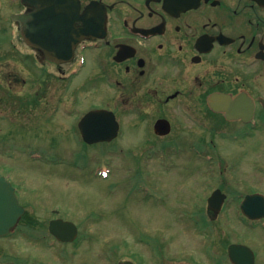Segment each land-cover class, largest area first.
I'll return each mask as SVG.
<instances>
[{"label": "flooded vegetation", "instance_id": "1", "mask_svg": "<svg viewBox=\"0 0 264 264\" xmlns=\"http://www.w3.org/2000/svg\"><path fill=\"white\" fill-rule=\"evenodd\" d=\"M28 1L18 0L19 8L10 4L14 12L6 16L0 8V18H7V26L16 31L21 52L39 60L36 86L24 80L16 96L29 130L31 123L41 124L47 132L75 131L82 138V116L70 123L74 107L82 95L97 94L101 97L96 103L79 104L83 114L94 108L113 109L118 136L132 132L149 143L161 140L150 149L190 154L198 160L196 168L205 155H212L205 148L217 147L216 142L230 141L232 149L246 156L251 142L260 140L257 148L264 150V0H38L54 6L49 16L70 21L73 57L65 63L28 43L21 24L11 19L14 13L34 11ZM0 26L4 28L1 22ZM50 64L53 70L45 67ZM75 65L81 66L79 73L90 70L85 80L62 81ZM51 79L57 85L53 91L45 87ZM110 90L117 92L115 109L109 106ZM50 91L55 110L44 109V95ZM68 102L72 105L65 107V119L61 112ZM160 119L164 122L157 125ZM243 180L232 178L229 184L223 175L217 187L240 206L247 194L258 192L245 191ZM234 215L247 218L240 210ZM260 224L264 229V218Z\"/></svg>", "mask_w": 264, "mask_h": 264}, {"label": "rangeland", "instance_id": "2", "mask_svg": "<svg viewBox=\"0 0 264 264\" xmlns=\"http://www.w3.org/2000/svg\"><path fill=\"white\" fill-rule=\"evenodd\" d=\"M1 5L5 6L0 7L4 16L14 12L11 7H20L18 0H0ZM0 19L4 25L0 28V174L9 175L20 188L19 202L34 224L50 223L51 208H58V215L80 228L77 240L51 247V239L29 240L19 231L1 236L2 264H119L125 259L135 264H214L205 249L212 247L224 254L227 245L237 241L254 250V264H264V229H249L238 222L234 215L237 203L226 202L215 219L213 234L191 222L194 213H207L206 196L222 183L223 175L229 184L242 176L245 191L264 189V150L257 148L260 140L251 142L246 156L232 149L230 141L216 142L217 147L209 144L205 150L212 154L211 164L216 163V169L209 171L210 161L196 168L194 156L151 150L161 140L149 143L132 132L111 142L88 144L75 131L47 132L34 123L29 130L22 123L23 105L16 96L22 92L24 80L30 87L36 86L39 60L21 52V42L8 35V19ZM45 67L54 69L51 64ZM89 71L86 67L73 79L84 81ZM45 83L52 91L57 86L52 79ZM44 96L48 102L44 109L55 110L52 92ZM100 97L82 95L70 123L79 120L80 106L96 103ZM110 98L109 106L115 109L117 92ZM68 105L72 104L64 103L61 112L65 119ZM30 108L36 109L34 105ZM30 148L43 156L31 158ZM108 168V178L99 175ZM198 192L204 196L198 198ZM224 260L223 264H230Z\"/></svg>", "mask_w": 264, "mask_h": 264}, {"label": "water", "instance_id": "3", "mask_svg": "<svg viewBox=\"0 0 264 264\" xmlns=\"http://www.w3.org/2000/svg\"><path fill=\"white\" fill-rule=\"evenodd\" d=\"M45 9L47 7H44ZM37 5V10L29 15H18L16 18L23 23V34L34 44L43 48L46 54L56 61L68 60L71 55L72 42L69 40L71 30L68 32L64 27L55 28L50 23H39V16L36 17L40 11ZM36 17V18H34ZM30 20V21H28ZM38 24L42 26L44 33L43 41L36 37L38 33L34 28ZM38 27V26H35ZM50 29L47 31V28ZM163 121H158L157 125L162 124ZM79 127L83 138L88 143L98 141L112 140L118 134L119 125L113 111L99 109L89 111L80 121ZM225 195L219 190H216L209 198V205L215 211H220ZM242 210L251 218H258L264 215V196L259 194L248 195L241 204ZM24 212L22 205L18 203V199L12 184L8 179L0 176V236L6 235L18 222L19 218ZM51 229L57 237L63 240H72L77 235V227L68 221L54 220L51 222ZM229 254L233 261L237 264H253L254 253L252 249L244 244H232L229 246ZM119 264H133L131 261H122Z\"/></svg>", "mask_w": 264, "mask_h": 264}]
</instances>
